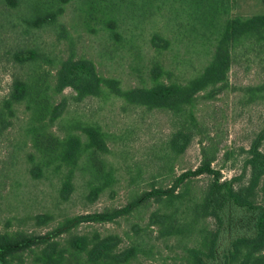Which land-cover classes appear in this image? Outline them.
Wrapping results in <instances>:
<instances>
[{
	"label": "rangeland",
	"instance_id": "1",
	"mask_svg": "<svg viewBox=\"0 0 264 264\" xmlns=\"http://www.w3.org/2000/svg\"><path fill=\"white\" fill-rule=\"evenodd\" d=\"M117 1L69 0L40 23L31 0H0V233L111 235L129 264H188L215 228L209 184L247 185L251 146L264 150V29L221 43L226 23L264 14V0ZM219 52L228 64L205 82ZM70 59L93 63L97 94L58 90ZM159 83L182 94L157 106L128 94ZM254 195L264 204V177Z\"/></svg>",
	"mask_w": 264,
	"mask_h": 264
},
{
	"label": "trees",
	"instance_id": "2",
	"mask_svg": "<svg viewBox=\"0 0 264 264\" xmlns=\"http://www.w3.org/2000/svg\"><path fill=\"white\" fill-rule=\"evenodd\" d=\"M40 13V23L51 20L63 12L69 0H31ZM16 7L22 0H6ZM92 6L105 9L124 5L117 0H90ZM264 29V14L231 18L222 35V45L242 34ZM154 42L158 39L154 37ZM228 64L225 53L219 52L207 69L205 82L220 77ZM102 86L93 63L89 60H66L58 70L57 87H72L81 95L97 94ZM17 100L24 94V85L16 84ZM132 100L150 105H165L182 92L176 85L159 83L151 88L129 91ZM94 139V134L90 133ZM183 138L176 141L177 149H184ZM261 141H255L250 149L248 166L250 179L247 185H235L233 181L211 182L204 197L203 210L215 221V228L206 248L189 250L188 264H264V204L254 199L255 190L264 177V150ZM78 141L69 142L67 158L74 156ZM210 170L204 164L187 175ZM70 183H65L68 192ZM98 218L110 219V214H98ZM91 218V216H88ZM118 241L111 235H72L66 240L52 238L33 239L30 236L0 233V264H129L131 249L120 251ZM22 252H26L25 254Z\"/></svg>",
	"mask_w": 264,
	"mask_h": 264
}]
</instances>
